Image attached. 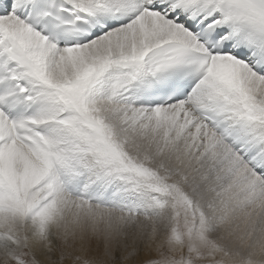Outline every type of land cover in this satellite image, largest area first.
I'll list each match as a JSON object with an SVG mask.
<instances>
[{
    "label": "snow or ice",
    "instance_id": "6c2138e0",
    "mask_svg": "<svg viewBox=\"0 0 264 264\" xmlns=\"http://www.w3.org/2000/svg\"><path fill=\"white\" fill-rule=\"evenodd\" d=\"M0 264H264V0H0Z\"/></svg>",
    "mask_w": 264,
    "mask_h": 264
}]
</instances>
